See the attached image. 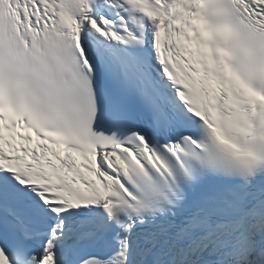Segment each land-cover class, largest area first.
I'll return each instance as SVG.
<instances>
[{
    "label": "snow or ice",
    "instance_id": "6c2138e0",
    "mask_svg": "<svg viewBox=\"0 0 264 264\" xmlns=\"http://www.w3.org/2000/svg\"><path fill=\"white\" fill-rule=\"evenodd\" d=\"M0 264H264V0H0Z\"/></svg>",
    "mask_w": 264,
    "mask_h": 264
},
{
    "label": "clouds",
    "instance_id": "9594fccd",
    "mask_svg": "<svg viewBox=\"0 0 264 264\" xmlns=\"http://www.w3.org/2000/svg\"><path fill=\"white\" fill-rule=\"evenodd\" d=\"M233 66L241 73V75L245 76V78L250 79L254 84L258 87L261 86L260 81L251 77L249 73V67L247 61L242 52L237 50L232 59Z\"/></svg>",
    "mask_w": 264,
    "mask_h": 264
}]
</instances>
